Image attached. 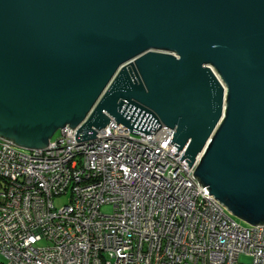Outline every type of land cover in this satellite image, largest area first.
<instances>
[{"label": "water", "instance_id": "1", "mask_svg": "<svg viewBox=\"0 0 264 264\" xmlns=\"http://www.w3.org/2000/svg\"><path fill=\"white\" fill-rule=\"evenodd\" d=\"M111 120L171 128L200 186L264 225V0H0V138Z\"/></svg>", "mask_w": 264, "mask_h": 264}, {"label": "built area", "instance_id": "2", "mask_svg": "<svg viewBox=\"0 0 264 264\" xmlns=\"http://www.w3.org/2000/svg\"><path fill=\"white\" fill-rule=\"evenodd\" d=\"M160 125L134 134L111 120L84 141L65 126L45 149L0 138V264H264V225L201 187L199 157L180 160Z\"/></svg>", "mask_w": 264, "mask_h": 264}, {"label": "rangeland", "instance_id": "3", "mask_svg": "<svg viewBox=\"0 0 264 264\" xmlns=\"http://www.w3.org/2000/svg\"><path fill=\"white\" fill-rule=\"evenodd\" d=\"M66 200V197H61L59 199H56L55 203L60 205L62 204L64 201ZM100 210L102 211V213H112L113 207L111 204H103L100 208ZM235 219L240 222L241 224L245 225L247 223H245L244 221L240 220L239 218L235 217Z\"/></svg>", "mask_w": 264, "mask_h": 264}]
</instances>
